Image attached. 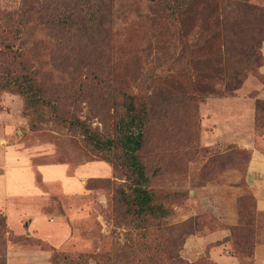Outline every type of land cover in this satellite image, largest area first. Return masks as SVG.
I'll return each instance as SVG.
<instances>
[{
	"label": "rangeland",
	"instance_id": "1",
	"mask_svg": "<svg viewBox=\"0 0 264 264\" xmlns=\"http://www.w3.org/2000/svg\"><path fill=\"white\" fill-rule=\"evenodd\" d=\"M181 2L0 0V86L29 73L56 107L0 87V264H264V0ZM116 89L146 106L123 132L164 220L122 216L123 169L69 122L115 139Z\"/></svg>",
	"mask_w": 264,
	"mask_h": 264
},
{
	"label": "trees",
	"instance_id": "2",
	"mask_svg": "<svg viewBox=\"0 0 264 264\" xmlns=\"http://www.w3.org/2000/svg\"><path fill=\"white\" fill-rule=\"evenodd\" d=\"M189 2L190 0H182L180 8L182 9ZM239 60L240 59L236 61ZM240 76L241 74L237 71H232L229 73L228 77L231 79L230 81L234 80L237 83V85H235L237 87L242 82ZM10 84L12 85L11 87H9ZM0 87L3 90L11 89L18 95L22 96L25 99L28 108L35 107L38 109L46 103L53 108L55 107V104L52 105L50 100L45 97L44 93L42 94L41 89L29 73H25L22 76L13 75L8 78V81L2 83ZM110 95H113V98H118L124 101V111L118 119V123L120 122L118 127L120 126L121 129L116 127L117 134L115 139H103L99 136L98 132H95L96 134L93 135V131L88 128L84 122L79 120H70L69 122L82 129L93 148L101 150L106 160L113 162L115 165L120 166L123 169L125 176L124 184H122V186H117L114 191L115 203L119 205L120 208L124 206L127 207V211L125 213L122 212V216L124 218H134L135 216L133 212L134 210H137L136 217L142 215V218L148 219L149 222L164 220L170 216L171 211L166 206L165 201L158 200L155 191L152 188H149L151 178L138 153V151L142 149V138L139 141H136V149L130 151L127 148L128 137L123 132L125 131L124 127L128 122L126 121L127 119L130 120V123L137 124L139 122V124H143L142 121L146 118L147 114L143 98L141 95L119 89L112 91L108 96ZM120 118L124 119L121 120ZM254 119H256L254 132L260 136L264 135V126H261V124L258 123L259 119H257L256 115L254 116ZM95 136L99 137L95 138ZM50 264L54 263L50 262Z\"/></svg>",
	"mask_w": 264,
	"mask_h": 264
},
{
	"label": "crops",
	"instance_id": "3",
	"mask_svg": "<svg viewBox=\"0 0 264 264\" xmlns=\"http://www.w3.org/2000/svg\"><path fill=\"white\" fill-rule=\"evenodd\" d=\"M260 51H261V55H262V66L259 68V72L260 74H263L264 76V41L261 43V46H260ZM241 88V87H240ZM239 88V89H240ZM235 122V120H234ZM252 133H253V138H257L258 142H260V144H264V135H256V133L254 132V125H253V130H252ZM264 192V186H262L261 190H260V194H258L257 196H261L263 197L264 195H261L262 193ZM257 199V197H256ZM258 200V199H257ZM262 208V207H261ZM260 209V208H259ZM264 213V212H263Z\"/></svg>",
	"mask_w": 264,
	"mask_h": 264
}]
</instances>
